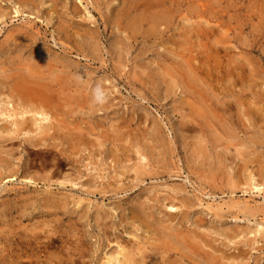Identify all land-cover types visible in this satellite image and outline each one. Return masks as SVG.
<instances>
[{
    "label": "rangeland",
    "instance_id": "1",
    "mask_svg": "<svg viewBox=\"0 0 264 264\" xmlns=\"http://www.w3.org/2000/svg\"><path fill=\"white\" fill-rule=\"evenodd\" d=\"M206 1L133 30L122 0H0V264H102L176 235L172 264H264V0Z\"/></svg>",
    "mask_w": 264,
    "mask_h": 264
},
{
    "label": "bare ground",
    "instance_id": "2",
    "mask_svg": "<svg viewBox=\"0 0 264 264\" xmlns=\"http://www.w3.org/2000/svg\"><path fill=\"white\" fill-rule=\"evenodd\" d=\"M24 1L25 0H18V2H24ZM28 1H29V3L34 4L36 0H28ZM93 1L95 3H97V1H99V0H93ZM122 2H121V4L123 5L122 15H124L125 17L123 16V21H120L119 27H130L134 30V29H136V27H140V26H144V25H146L147 27H152V29H156V28L161 27V26L168 27L174 21V18L181 13L182 8H185V12H186V15L184 16V20L186 21V23H191V20L188 18V16H190V18H191L192 13L196 14L198 9H204L205 3L207 1L206 0H122ZM208 6H210V5H208ZM108 9H109V7H108ZM130 13H137L138 15H134V17H132L130 19V18H128ZM208 50H209V54L216 55L219 53V52L217 53V51H216L217 49L216 50L208 49ZM210 58H211V55H210ZM192 61L196 62L195 59H193ZM202 64H203L202 61H200V62H198V65L195 67H193L192 65H189L188 66V70L190 72L189 74L195 78L199 77V76H197V70H199L200 68L203 67ZM61 67H63V66H61ZM64 70H67V69H64ZM223 71L226 72V70H223ZM211 72H212V70H211ZM228 73L221 75L220 78H217L216 76H215L216 78L214 77L215 86L218 89H221L220 87L222 86L223 80L226 81V78L229 75ZM49 74H51V73H49ZM211 74L212 73H210V72L207 73V75H209V77L212 76ZM230 74H232V73H230ZM36 79H38V78H36ZM55 81H56V79H55ZM191 82H193V81H190V79H188L185 81V84L189 85V84H191ZM26 84H27V82L23 83L22 84L23 87H21V88L24 89L23 91L26 94H32L33 91H35V90L31 86H29V87L25 86ZM32 84H33V82H32ZM36 91H37V89H36ZM37 92H39V95L41 94V96H42V93L40 90ZM43 95H44L43 97H45L44 93H43ZM25 97L26 96H24V98ZM40 99H42V98H40ZM37 101H38V99H37ZM204 102L207 103L206 99H203V98H201V96H199L197 99V104L201 105V106H205ZM40 108H41V110H40ZM30 112L31 111H29V110H25V111L22 110V112H20L21 117H22V114H28ZM32 114L34 116H40L41 121H47V120H52V119L54 120V118H55V115H53L51 113V110H49V108L45 104L42 107L39 106L37 109L34 108V110H32ZM0 115H2L1 112H0ZM49 128H50L49 126H41V125L38 126V129L41 132H44L45 130H49ZM170 208L173 209L174 206H170ZM129 220H131L133 222H137L138 224L143 226V228L146 231L156 232L158 235L163 234L162 231L160 232V230H158L159 225L156 224V226H155V225H153L155 223L152 224V223L148 222L146 217L143 218V217H139L136 215H132ZM168 235H169V233H167V236ZM174 237L176 239L173 238L170 240H163L159 244H156L155 241L151 242L149 240L142 242L140 239H138L137 237H134V236L131 237L133 239L132 242H130L129 240H126V241L125 240H122V241L119 240L121 242H116V245L118 248V250L115 251L116 253L114 252L115 253L114 255L112 254L111 256L107 255V256L103 257V259H102L103 263L102 264H172V261H170L172 251H175L174 256H178L176 251L179 252V250L176 248V245L180 246L181 244L183 245V242L184 243L188 242V246H191L190 243L192 240V239L190 240V238L187 240L182 239V241H183L182 242L179 239H177L178 235H176ZM156 240H158V239H156ZM40 249L41 248H38V250H36L35 252L30 251V253H28V254L25 253L26 251H24V252L21 251L17 255V258L23 259L22 257L25 256L26 259L30 260L33 258V256L37 257L38 254H41L44 252V250H40ZM47 257L45 259L46 260L45 262H43V263L40 262V263H42V264H53V261L57 260V257L53 256V255H51L48 258ZM181 257H182V255H180L179 260H181ZM57 261H58V264H61L59 262V260H57ZM17 264H28V263L19 262Z\"/></svg>",
    "mask_w": 264,
    "mask_h": 264
},
{
    "label": "clouds",
    "instance_id": "3",
    "mask_svg": "<svg viewBox=\"0 0 264 264\" xmlns=\"http://www.w3.org/2000/svg\"><path fill=\"white\" fill-rule=\"evenodd\" d=\"M106 99L107 95L101 87L97 86L92 90L91 102L94 105H102L104 102H106Z\"/></svg>",
    "mask_w": 264,
    "mask_h": 264
}]
</instances>
